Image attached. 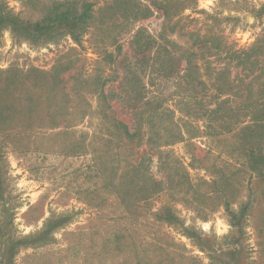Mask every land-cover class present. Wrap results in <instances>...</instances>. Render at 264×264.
Segmentation results:
<instances>
[{
  "label": "rangeland",
  "instance_id": "obj_1",
  "mask_svg": "<svg viewBox=\"0 0 264 264\" xmlns=\"http://www.w3.org/2000/svg\"><path fill=\"white\" fill-rule=\"evenodd\" d=\"M75 1L80 8L91 4L92 17L78 42L62 30L42 44L8 30L0 34V70L18 71L16 81L41 102L42 89H51L49 100L58 106L55 127L43 123L10 130L8 137L0 133V264H264V182L249 179L244 158L234 150L236 136L219 134L193 114L195 100L214 107L212 95L224 93L216 86L243 92L233 105L244 100L245 90L238 85L253 74L236 65L235 53L249 51L250 60L264 61V0H171L169 19L150 0H137L149 12L125 21L120 11L112 15L108 10L109 0ZM58 2L0 0L6 11L28 23L43 20ZM163 48L173 57L167 72L159 63L165 60ZM105 52L111 59L104 58ZM187 60L192 78L205 83V93L180 79ZM57 68L55 85L40 77V88L33 89L32 69L51 76ZM102 82L105 92L114 94L110 107L104 106L106 114L115 112L131 131L141 125V144L135 146L136 138L128 146L135 150L131 157L115 143L110 121L98 116L100 104L92 90ZM260 87L264 90V74L252 87V101L262 109ZM127 89L138 92L133 106L144 107L141 119L121 111L119 99ZM247 112L241 110L238 117L242 125L249 120ZM135 160L144 161L143 174L136 176L142 181L125 195L122 178ZM232 173H238L232 179L235 191L219 192L224 190L221 177L230 181ZM186 175L179 187L167 183L168 176ZM145 178L147 187L150 178L164 183L141 199L138 189L148 192L141 185ZM167 209L173 216L169 222L163 217ZM49 220L66 222L43 239L44 245L15 243L42 231Z\"/></svg>",
  "mask_w": 264,
  "mask_h": 264
},
{
  "label": "trees",
  "instance_id": "obj_2",
  "mask_svg": "<svg viewBox=\"0 0 264 264\" xmlns=\"http://www.w3.org/2000/svg\"><path fill=\"white\" fill-rule=\"evenodd\" d=\"M109 1L111 3L107 7L108 10L112 12V15H115L118 13V11H120V17L124 21L129 19H139L149 12L148 8L143 4H139L137 0ZM78 5L79 3L75 0H62V2L56 3L53 8H49L46 11L43 20L36 23H28L20 20L9 11H6L4 5L0 3V34L2 31L8 30L13 36L17 38L31 41L33 44H42L44 39H52L59 35V32H57V30H62L61 33L69 34L73 40L78 42L82 27H84L85 23L92 18L90 16L91 4L83 3L81 4L83 5L81 8ZM150 5L160 10L165 18L169 19L171 17V0H160L159 2H157V0H150ZM158 37L161 40L165 39L163 34H160ZM140 47L141 46H139V48ZM163 49L165 51V60L159 63L165 66L163 68V71L167 72L172 67L171 64L173 61V57L172 52L169 49ZM248 52L249 51H240L239 53H235L237 55L236 65L242 67L243 70H246L250 74H253L248 83L244 84L243 80H240L241 83L238 85L242 86L245 90L244 100L237 102L238 104L233 105V103L236 102V99L240 100L243 92H241L240 90L232 92L233 88L231 87L223 90L220 89V86H216L217 93L223 91L224 93L216 94L215 97H213L212 95V100H214V107L209 108V105L205 107L200 102L197 103L195 100L197 112H194L193 114L195 118H200L201 120H203L206 123L207 127L217 129L219 134H229L230 136H236L238 142L234 150L244 158L243 166L245 165L249 170V179L253 182H264V108H258L255 102L252 101V94H254V92L252 91V87L258 80L261 79L262 75L264 74V61L260 62L255 59L250 60V57L247 55ZM104 54V58L111 59L110 54L106 52ZM134 54V58L137 61L142 62V59L139 58L140 56H138L136 51H134ZM191 69L192 66L189 60L185 61V65L183 66L182 72L180 74V79L184 81L183 84H186L188 88L196 90L197 88L201 87L202 91L205 93L203 88L204 82L201 81V83L198 80L197 76L192 78ZM31 72L36 74L31 86L33 87V89H38L40 88L37 85L40 77L51 78L53 82L52 86L55 85L59 80L61 69H55L54 75L51 76L46 75L47 72H43L37 69H32ZM18 78V71L16 70H0V133H6L7 136V132H9L10 130H15L18 127H22L24 130H31L35 127L43 126V123H51V127L57 126L53 123V121H56L57 119L55 118L57 114L55 111L57 110L58 106H53L52 102L49 100V95L52 94L51 89L47 92L43 91L44 88L40 85L43 88L40 96L43 97V100L45 102L44 103L40 101L41 97L33 95V92L29 89V87H27L23 83H20V81L17 82L16 80ZM71 79H74L76 81L79 79V77L75 75ZM99 79L100 76H96L92 80L97 82ZM105 85V82H102L99 88L98 86H95V90H92L94 91L93 93L97 95L100 104L98 108V116L101 119H108L110 121V126L114 130L113 134L117 138L115 143L117 145L120 144V151L122 154H125L127 152L128 157H131L133 153L135 154V150L133 149V147L128 149V146L133 143L134 139L136 138L137 143L135 144V146L138 147L141 144L140 142H142V138L140 137V135H143L141 133V125L137 124L138 126L132 128L133 130L131 131L130 127H128L124 123V121H121L119 117H117L115 112H111L110 116L106 114L104 106L107 105V107H110V104L108 103H110L111 98L114 96V94H110L109 91L105 92ZM263 92L264 90L260 87L257 94H262ZM134 94H138V92H130L127 89L121 94V99H119V101L123 105L121 111H125V113H128L133 118L136 116L140 117L145 112L143 111V106H133V103L135 102ZM61 95L63 96V98H66L65 93H61ZM222 95H224L225 97L222 100L218 99ZM147 102L148 101H146L145 103ZM158 108H160L159 104L155 107V109ZM59 110H61V108H59ZM241 110L249 111L247 112L249 120L246 125H242L238 120V117H241ZM141 118L142 116L140 117V119ZM231 119H235L236 123H233ZM108 144L109 141H105V146H108ZM127 162L131 161L127 160ZM3 169L4 166L0 164V201H4L2 196V186L4 184ZM142 169H145L144 161L139 160H135L134 162H132L131 166L125 168V173L121 182V186H123L122 191L125 195L137 184V181H142L141 178L136 177L143 174ZM236 175L238 176V173H232L230 175V181L226 176L223 175L221 177L220 185L224 187V190H219V192L226 193L225 190H228L229 193L234 192L235 187L233 186L232 179H234ZM150 180L151 182H153L152 186H146V178L141 184L142 186L148 188V192L143 188H141V190L138 189L137 194H141V199H145L147 197L149 198L150 195L157 191L156 189L164 183L163 180L157 181L153 178H150ZM186 181L187 175L183 179L177 177L176 180L172 179L170 176L167 177V183H169L170 186L174 187H179ZM248 189L249 191H251V187ZM119 194L123 197V194H121V192H119ZM2 204L4 206L5 203ZM163 217H165L164 219L167 222L173 219V216L168 209ZM65 222L66 220H49L45 223V228L42 231H40L39 233L31 234L24 238H20L15 243H17L18 245H24L26 247L35 245L38 246V244L44 245L43 239H45L51 231L60 227ZM190 237L191 236H189V238Z\"/></svg>",
  "mask_w": 264,
  "mask_h": 264
}]
</instances>
